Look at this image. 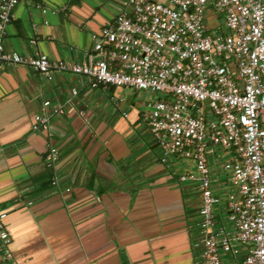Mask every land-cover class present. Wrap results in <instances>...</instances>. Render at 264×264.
Here are the masks:
<instances>
[{
    "label": "crops",
    "instance_id": "1",
    "mask_svg": "<svg viewBox=\"0 0 264 264\" xmlns=\"http://www.w3.org/2000/svg\"><path fill=\"white\" fill-rule=\"evenodd\" d=\"M38 1L44 12L28 0L14 7L4 48L67 64L84 60L92 34L113 24L125 2ZM125 89L90 88L70 72L47 79L29 65H0V208L11 251L7 259L0 249V264L201 261V249L191 246L198 191L178 182L173 163L159 160L144 109ZM68 99L83 116L65 104L46 129H32L34 115L48 112L44 100L58 106ZM50 147L58 151L51 165Z\"/></svg>",
    "mask_w": 264,
    "mask_h": 264
},
{
    "label": "built area",
    "instance_id": "2",
    "mask_svg": "<svg viewBox=\"0 0 264 264\" xmlns=\"http://www.w3.org/2000/svg\"><path fill=\"white\" fill-rule=\"evenodd\" d=\"M20 1L0 0V65H29L47 79L54 71L82 75L90 88L159 94L145 102L144 116L159 160L188 162L177 180L193 184L200 198L191 242L201 249L198 264H264V1L125 0L114 23L92 34L84 60L68 64L5 50V26ZM42 104L48 112L34 115L33 130L46 129L65 104L75 109L70 99ZM57 157L50 147L47 164ZM218 161L225 174L216 188ZM6 215L0 208V249L11 259Z\"/></svg>",
    "mask_w": 264,
    "mask_h": 264
},
{
    "label": "rangeland",
    "instance_id": "3",
    "mask_svg": "<svg viewBox=\"0 0 264 264\" xmlns=\"http://www.w3.org/2000/svg\"><path fill=\"white\" fill-rule=\"evenodd\" d=\"M125 92L127 93V95H124V97L128 100V101H133L136 102L137 104H140L142 107V110L145 109V102L151 99H155L156 97L159 96V94L157 93H152L150 91L147 90H130V88L128 89L127 87H124ZM174 166V171L178 172V174L182 171H184L186 169V167L188 166V162L187 161H176L173 162ZM213 174H220V175H224L225 172L222 170V165H221V161H218L216 166L214 167V169L212 170ZM214 177V175H213ZM222 200H224V198H222ZM224 202V201H223ZM223 202L220 203V207H224ZM224 216V215H222ZM195 228H197L198 231V226L195 225Z\"/></svg>",
    "mask_w": 264,
    "mask_h": 264
}]
</instances>
